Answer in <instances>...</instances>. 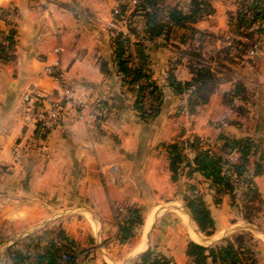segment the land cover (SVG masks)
Segmentation results:
<instances>
[{
    "label": "crops",
    "instance_id": "0c3cea01",
    "mask_svg": "<svg viewBox=\"0 0 264 264\" xmlns=\"http://www.w3.org/2000/svg\"><path fill=\"white\" fill-rule=\"evenodd\" d=\"M107 1L102 13L103 0H47L46 4L0 0V8H15L14 57L0 61V230L10 233L11 244L61 212H90L103 230L111 227L114 210L139 205L143 198L162 191L160 182L170 180L163 145L190 136L215 137L223 132L259 143L262 172L253 181L264 194V148L259 136L264 133V82L257 80L261 90L254 96L259 98L243 115L249 121L239 124L223 120L237 115L222 99L233 86L231 81L219 79L206 103L192 113L186 107L189 91L176 93L167 83L169 73L177 81L189 80L195 62L216 68L213 57L223 43L215 37L232 36L227 16L235 11L237 0H209L212 12L189 24L196 32L171 27L152 40L143 32L141 17L135 18L136 34L130 38L144 45L147 66L162 91L160 111L148 122L138 119L132 109L131 93L121 85L112 62L109 35L98 27L102 18L107 22L112 18L116 3ZM156 2L165 15L174 6L186 12L189 0ZM252 39L264 41V33ZM56 45L62 48L58 54L52 51ZM55 62L77 93L107 102L110 112L102 125L76 120L67 107L57 126L43 132L21 116L20 108L16 111L26 88H54L43 67ZM235 81L246 85L243 78ZM258 111L261 118L256 117ZM100 233L98 241L103 237Z\"/></svg>",
    "mask_w": 264,
    "mask_h": 264
},
{
    "label": "trees",
    "instance_id": "16d2710c",
    "mask_svg": "<svg viewBox=\"0 0 264 264\" xmlns=\"http://www.w3.org/2000/svg\"><path fill=\"white\" fill-rule=\"evenodd\" d=\"M236 2L235 11L227 16L229 31L232 34V36H228L230 43L226 44L228 40H225L213 57L217 61L216 68L211 69L208 64L199 62L192 63L190 65L192 76L183 82L177 81L172 73L168 74L167 83L174 92L189 91L186 107L190 113L194 112L197 106L206 103L210 94L216 89L219 81L216 73L222 66L220 60L228 61L231 50L243 54L248 46L258 40L252 39L253 35L264 33V0H237ZM115 8L117 9L116 13L111 11L112 20L123 22L127 30L123 32L120 29L109 28L112 62L121 85L131 93L132 109L138 119L144 122L152 121L160 111L162 91L155 83L147 66L144 45L139 41H132L130 38V35L136 34L135 18L141 17L143 32L148 40H152L167 32L171 27L185 28L194 32L195 30L189 24L210 14L212 7L209 0H189L186 12L174 6L168 8L165 15H162V10L157 6L156 0H139L135 8L130 11L120 4H117ZM14 14V7L0 8V20L3 22V27L0 28L1 62L10 61L14 57L15 29L14 23L11 21V16ZM216 38L222 37L217 36ZM131 44L135 46L138 57V63L135 65L132 63L130 54ZM100 67L103 69L104 64L101 63ZM142 78L148 80L150 87V103L146 111L142 107L144 86H140L138 89L133 88V84ZM244 92L245 87L242 82L235 81L232 88L223 93V103L229 109L234 110L232 101L244 99ZM104 103L107 104L106 101ZM192 137V139H176L163 146L171 181L177 180L181 166L184 164L186 168L191 169L189 172H198L208 180L209 187L216 193L214 198L216 204L220 202L221 194L233 192V184L236 181H240L247 189L253 188L258 192L253 178L262 172L263 151L259 143L249 136L235 137L218 132L214 139L221 152L237 157V161L232 163L219 153L211 151L199 137ZM190 154L191 156H189ZM184 201L197 229L204 235H211L214 230V220L201 195L191 194ZM120 209H123L125 214L117 224V236L118 241L124 243L132 237L133 229L140 225L141 217L139 210L134 205ZM234 241L237 243V251L234 250L230 242L225 245L203 246L188 241L184 254L189 264H256L252 250L242 244V236H234ZM72 248L70 245L66 250L60 251L56 255L52 254L48 248L37 254L33 260L18 253L9 252L8 255L13 264H59L61 255L65 253L70 256V260L65 264H73ZM138 260L143 264H174L171 259L164 256H150L149 249L141 252Z\"/></svg>",
    "mask_w": 264,
    "mask_h": 264
},
{
    "label": "rangeland",
    "instance_id": "374dc122",
    "mask_svg": "<svg viewBox=\"0 0 264 264\" xmlns=\"http://www.w3.org/2000/svg\"><path fill=\"white\" fill-rule=\"evenodd\" d=\"M103 1L105 4H102V13H105L108 1ZM98 23L100 30L109 35V28L112 27L108 26L106 19L102 18ZM114 23L117 27L113 28L127 30L123 22ZM255 42L264 45L263 40ZM228 59V61L221 59L222 73L218 78L232 83L234 80L243 78L246 85H244V99L232 101V108L235 110L233 111L237 115L232 119L223 118V120H232L230 122L233 124L248 122L249 120H246L243 115L246 108H251L254 100L257 101L259 98L256 99L254 95L261 90L257 80L261 84L264 82L258 78V73L264 66V56L249 57L245 52L238 54L231 50ZM65 83L68 84L66 81ZM19 102L21 105V100ZM20 105L16 109L17 112ZM255 109L258 108L255 107ZM238 115L242 116L238 118ZM257 116L261 118L260 111L256 113ZM261 121L264 124V120ZM213 123L218 124V121L214 119ZM262 135L264 136V133L261 132L259 136L264 148ZM192 138L190 136L184 139ZM200 139L211 151L221 152L214 136ZM181 167L176 181L160 182L163 188L160 193L155 191L157 194H150L143 198L139 205H134L139 210L141 223L133 229L132 237L126 242L120 243L117 236V224L123 219V209L114 210L111 227L104 230L98 224L94 214L90 212H61L54 214L48 224L30 230L32 232L27 231L26 235L16 237V242L13 244L10 243L13 240L10 233L7 230H0L5 236L0 234V248H3L0 264H13L8 255L9 252L18 253L33 260L37 254L48 248L52 254L56 255L70 245L73 247V264H143L138 260V256L147 249L150 256H164L171 259L174 264H189L184 254L188 241L203 246L225 245L230 242L237 251V243L234 241L236 235L242 236V244L252 250L256 264H264V194L256 192L253 188L247 189L240 181H236L233 184V192L221 194L220 202L216 204L214 203L216 193L209 187L208 180L198 172H189L191 169L186 168L184 164ZM194 193L201 195L214 220V230L211 235H204L197 229L185 206V198ZM148 217L150 220L145 229ZM99 233L103 234L100 241L97 238ZM7 243H9L8 246H6Z\"/></svg>",
    "mask_w": 264,
    "mask_h": 264
},
{
    "label": "built area",
    "instance_id": "2783aa9c",
    "mask_svg": "<svg viewBox=\"0 0 264 264\" xmlns=\"http://www.w3.org/2000/svg\"><path fill=\"white\" fill-rule=\"evenodd\" d=\"M40 2L46 4L47 0H40ZM138 2L139 0H115L116 5L125 6L128 11L134 9ZM112 11L116 13L117 9L114 7ZM107 24L112 28L117 27L112 18ZM225 40H228L226 44L230 43L228 36L217 38V41L223 44ZM61 50L62 48L59 45L54 46L52 49L56 54L60 53ZM245 53L249 57L264 56V45L254 42L248 46ZM130 54L132 63L134 65L137 64L138 57L133 44L130 45ZM43 73L54 81L55 86L50 90L28 87L23 91L20 99V114L26 121L39 127L43 132L50 131L57 126L67 107L72 109L76 120H80L85 124L102 125L106 121L110 112L108 104H105L100 98L77 93L73 87L65 83L63 73L56 62L44 66ZM260 78L264 80V66L260 71ZM140 86H144L142 107L146 111L150 103L148 80L142 78L133 84L134 89H138ZM219 154L229 162L233 163L237 161L235 155L224 154L222 152H219ZM124 214L125 212L123 213V217ZM69 260L70 256L64 253L61 255L59 264H65Z\"/></svg>",
    "mask_w": 264,
    "mask_h": 264
}]
</instances>
